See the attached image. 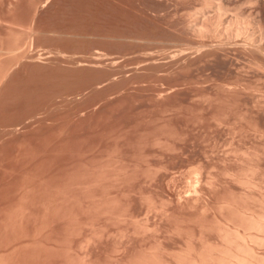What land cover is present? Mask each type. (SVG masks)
I'll return each instance as SVG.
<instances>
[{"label": "rangeland", "instance_id": "obj_1", "mask_svg": "<svg viewBox=\"0 0 264 264\" xmlns=\"http://www.w3.org/2000/svg\"><path fill=\"white\" fill-rule=\"evenodd\" d=\"M77 1L0 0V264H264V0Z\"/></svg>", "mask_w": 264, "mask_h": 264}, {"label": "bare ground", "instance_id": "obj_2", "mask_svg": "<svg viewBox=\"0 0 264 264\" xmlns=\"http://www.w3.org/2000/svg\"><path fill=\"white\" fill-rule=\"evenodd\" d=\"M82 1V0H81ZM87 1V0H86ZM98 1V0H96ZM101 8L99 12L104 16L101 29L104 33L116 35H129L132 32L131 15L133 13L135 2L134 0H99ZM76 2H78L76 0ZM88 2V1H87ZM90 2V1H89ZM45 3V2H44ZM70 3V2H69ZM72 3V2H71ZM83 5V3L81 2ZM89 5V4H87ZM72 7V5H70ZM89 8V7H88ZM94 8V7H93ZM97 9V8H96ZM95 10V9H94ZM71 11V10H70ZM74 11V9L72 10ZM68 12V11H66ZM74 14V13H73ZM71 15V14H70ZM79 16V15H78ZM94 17V16H93ZM92 18V17H91ZM86 19V18H85ZM134 19V17H133ZM90 20V19H89ZM98 21V20H96ZM87 22V20H86ZM132 22V21H131ZM95 23V22H92ZM84 24V23H83ZM82 25V23H81ZM76 26V25H74ZM100 26V25H99ZM98 26V27H99ZM82 28V27H81ZM135 28V27H134ZM100 29V28H99ZM83 30V29H82ZM80 30V31H82ZM93 30V29H92ZM98 30V29H97ZM137 30V29H136ZM95 31V30H94ZM93 32V31H92ZM96 32V31H95ZM98 32V31H97ZM96 32V34H97ZM134 32V31H133ZM91 33V32H90ZM100 33V32H99ZM102 33V32H101ZM90 35V34H89ZM93 35V34H92ZM91 35V36H92ZM114 35V36H116ZM131 35V34H130ZM97 36V35H96ZM99 36V35H98ZM137 36V35H136ZM129 37V36H128ZM122 38V37H120ZM100 54V53H99ZM242 262V261H240ZM246 263V262H245ZM244 263V264H245ZM242 264V263H241Z\"/></svg>", "mask_w": 264, "mask_h": 264}]
</instances>
